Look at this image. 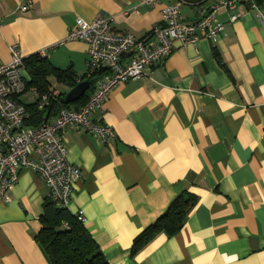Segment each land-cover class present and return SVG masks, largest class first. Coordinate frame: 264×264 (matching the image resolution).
I'll return each mask as SVG.
<instances>
[{
    "label": "crops",
    "instance_id": "1",
    "mask_svg": "<svg viewBox=\"0 0 264 264\" xmlns=\"http://www.w3.org/2000/svg\"><path fill=\"white\" fill-rule=\"evenodd\" d=\"M185 1L180 13L192 23L203 0ZM169 3L0 0V64L12 61L11 47L26 59L46 51L55 68L76 75L73 86L50 78L63 100L89 83L79 100L64 102L79 110L97 79L88 77V44L65 42L76 21L112 18L116 32L155 42ZM216 18L225 25L217 42L176 44L145 77L112 92L104 116L93 118L116 131L115 141L104 145L76 127L63 132L68 160L82 172L69 210L83 213L109 264H264V21L246 1ZM24 79L31 81L27 69ZM41 97L29 90L19 100L41 113V124L52 122L61 109L39 110ZM29 113V127L41 125ZM185 192L198 202L182 228L135 253L136 238ZM9 196L0 203V264H49L36 240L49 197L43 179L25 171Z\"/></svg>",
    "mask_w": 264,
    "mask_h": 264
},
{
    "label": "built area",
    "instance_id": "2",
    "mask_svg": "<svg viewBox=\"0 0 264 264\" xmlns=\"http://www.w3.org/2000/svg\"><path fill=\"white\" fill-rule=\"evenodd\" d=\"M141 4L154 6L163 0H139ZM203 0L198 7L195 21L187 23L180 7L185 0H170L162 11L164 25L156 27V41H143L127 33L116 32L112 18H96L91 22L76 21L75 28L65 42L84 41L88 44V77L96 78V88L88 102L79 110L62 108L52 122H43L36 128L27 124L30 113L20 100L28 89L24 79L26 58L16 47H11L12 61L0 64V203H9V192L19 182L21 174L29 171L40 175L49 197L58 207L69 208L74 186L82 178L81 170L68 160V148L63 132L69 127L82 129L87 135L97 137L108 145L117 139L116 131L97 120L104 116V105L112 92L120 85L146 76L155 64L164 62L175 50V45L196 46L202 40L213 43L224 33L225 25L216 18L221 9L236 11L239 4L250 3L257 17L264 21L260 0H219L210 3ZM231 15V22L238 19ZM40 56L46 57V51ZM57 90L50 89L37 103L41 111L61 104ZM84 223L83 213H76Z\"/></svg>",
    "mask_w": 264,
    "mask_h": 264
},
{
    "label": "trees",
    "instance_id": "3",
    "mask_svg": "<svg viewBox=\"0 0 264 264\" xmlns=\"http://www.w3.org/2000/svg\"><path fill=\"white\" fill-rule=\"evenodd\" d=\"M25 64L31 77L28 89L35 88L39 96L49 92L51 77L69 86L75 84L76 75L71 70H59L46 57L39 54L27 58ZM66 107L63 99L60 105L54 106L55 109ZM27 108L33 112V118H39L41 124V113L36 111L33 105ZM197 202L195 195L189 192L178 195L167 212L136 238L133 251L135 253L141 251L162 233L167 235L177 233ZM40 222L42 228L36 240L47 256L49 264H109L85 225L69 208L58 207L48 197L43 206Z\"/></svg>",
    "mask_w": 264,
    "mask_h": 264
},
{
    "label": "water",
    "instance_id": "4",
    "mask_svg": "<svg viewBox=\"0 0 264 264\" xmlns=\"http://www.w3.org/2000/svg\"><path fill=\"white\" fill-rule=\"evenodd\" d=\"M89 88V83H81L75 87L66 97L64 98V102L69 104L79 100Z\"/></svg>",
    "mask_w": 264,
    "mask_h": 264
}]
</instances>
